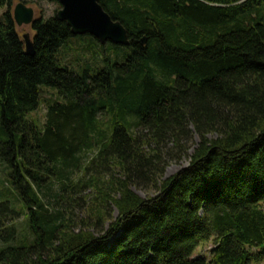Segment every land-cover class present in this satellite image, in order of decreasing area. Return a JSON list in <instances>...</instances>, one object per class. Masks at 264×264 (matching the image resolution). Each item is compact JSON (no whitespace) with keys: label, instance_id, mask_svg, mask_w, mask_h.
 I'll return each instance as SVG.
<instances>
[{"label":"trees","instance_id":"16d2710c","mask_svg":"<svg viewBox=\"0 0 264 264\" xmlns=\"http://www.w3.org/2000/svg\"><path fill=\"white\" fill-rule=\"evenodd\" d=\"M100 3L130 45L112 58L94 38L86 68L65 54L74 36L56 15L32 25L34 57L13 14L0 16V164L23 205L0 202V264H264V0ZM43 89L56 99L39 126L28 116ZM195 136L190 165L161 182ZM95 150L88 170L124 176L95 188L119 212L100 235L70 230L42 198ZM138 181L156 194L138 196ZM20 215L30 243L5 228Z\"/></svg>","mask_w":264,"mask_h":264},{"label":"rangeland","instance_id":"374dc122","mask_svg":"<svg viewBox=\"0 0 264 264\" xmlns=\"http://www.w3.org/2000/svg\"><path fill=\"white\" fill-rule=\"evenodd\" d=\"M19 3H24L28 7L33 8L35 11V19L54 16L61 8L58 2L52 0H12V5L10 7L4 6L0 8V16L8 10L13 14L16 5ZM16 28L22 38L24 34H30L32 38L34 37L35 32L32 25L17 26ZM92 45H96L93 37L89 35L74 36L68 40L67 46H70L71 50L66 51L65 54L70 59H77L80 56L81 59L87 60L83 62L82 65V67L86 68L90 66L89 63L93 60L91 52L96 50H84L83 47ZM125 50L126 47H118L112 43L98 45V52L101 55L110 56L112 58L118 55V53L122 54ZM74 65L77 67L76 70L78 71L79 64L74 62ZM55 99L56 95L53 90L43 89L41 92V105L36 112L28 116V119L34 120L39 126H42L46 122V102ZM198 142V137L195 136L189 143L190 148L188 152L187 142H185L184 152L171 150L173 158H167L165 160L164 174L162 177H159L161 182L178 174L181 170L190 165L193 149L197 146ZM95 153L96 150L86 152L85 155L82 156V160L77 168L73 166L68 168L67 171L70 172L68 179H61L60 181L54 178L50 190H44L42 194L44 204L49 212L51 214L61 213V221L65 223L70 230L76 233L84 231L100 235L101 233L107 232L110 225L117 220L119 215L117 207L111 201L107 204L102 202L103 199L99 196L95 188L106 189V183L110 181L112 176L117 180H123L124 176L119 169H114L111 171L112 173L108 175H99L88 170L90 162L95 157ZM8 174L9 169L6 165L0 164V202H9L16 211L22 213L23 205L18 201L12 192V188L8 185ZM132 190L141 198L152 197L157 192L153 183H144L142 181L132 184ZM112 195L114 194L112 193ZM116 196L117 195H115V197ZM100 216H103V222L98 221V217ZM4 222L5 228H10L13 225L16 226L18 238L23 241V243L31 242L32 236L26 225L25 216L20 215V218L15 221L7 219ZM212 247V242L203 243L195 251L194 257L209 256Z\"/></svg>","mask_w":264,"mask_h":264},{"label":"water","instance_id":"95a60500","mask_svg":"<svg viewBox=\"0 0 264 264\" xmlns=\"http://www.w3.org/2000/svg\"><path fill=\"white\" fill-rule=\"evenodd\" d=\"M61 8L57 11V18L66 22L73 36L90 35L102 45L112 43L117 46L130 45L128 31L125 26L114 20L105 11L100 0H56ZM13 19L18 27L33 25L35 11L24 3L16 5ZM25 54L31 57L36 55L34 40L30 34L23 35ZM146 40L143 39V44Z\"/></svg>","mask_w":264,"mask_h":264}]
</instances>
